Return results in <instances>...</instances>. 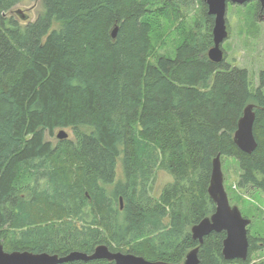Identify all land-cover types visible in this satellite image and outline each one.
<instances>
[{
  "label": "trees",
  "instance_id": "obj_1",
  "mask_svg": "<svg viewBox=\"0 0 264 264\" xmlns=\"http://www.w3.org/2000/svg\"><path fill=\"white\" fill-rule=\"evenodd\" d=\"M40 1L43 14L22 25L13 16L22 0H0L5 251L66 256L105 244L184 264L199 246L193 226L216 210L208 189L217 156L239 163L240 188L264 193V72L255 88L247 70L209 59L214 17L204 0ZM194 11L176 56L155 55L162 23L180 32ZM250 104L258 148L247 154L234 135ZM65 128L74 139H46ZM157 167L174 178L160 201L147 189ZM225 238H205L200 264H264L253 261L264 239L249 234L244 262L225 260Z\"/></svg>",
  "mask_w": 264,
  "mask_h": 264
},
{
  "label": "water",
  "instance_id": "obj_2",
  "mask_svg": "<svg viewBox=\"0 0 264 264\" xmlns=\"http://www.w3.org/2000/svg\"><path fill=\"white\" fill-rule=\"evenodd\" d=\"M258 2L264 11V0H204L207 5L208 14L214 17L213 42L210 49L209 59L220 64L226 61L223 50L224 43L228 40L230 33L227 25V12L230 5L245 6L251 2ZM19 17L27 21L29 15L23 10H17ZM118 29L113 32V37L117 35ZM255 105H248L243 113V117L238 123V129L234 135L236 146L244 153L252 154L258 148L255 136L256 112ZM57 138L67 140L69 135L64 131H59ZM209 196L216 206L214 214L203 219L192 228V237L199 243V246L191 250L184 261V264H200L199 252L204 240L210 234L226 233L223 243V256L227 261L241 260L247 261L250 251L249 227L251 220L245 218L237 206H232L224 185V174L222 170L221 156H217L213 161ZM96 260H106L116 264H164L153 262L142 256L131 253L114 252L108 245H99L92 254L74 251L66 256L49 253H33L30 251H5L3 243L0 241V264H64L76 261L90 262Z\"/></svg>",
  "mask_w": 264,
  "mask_h": 264
},
{
  "label": "rangeland",
  "instance_id": "obj_3",
  "mask_svg": "<svg viewBox=\"0 0 264 264\" xmlns=\"http://www.w3.org/2000/svg\"><path fill=\"white\" fill-rule=\"evenodd\" d=\"M17 10H23L28 14L29 20H22L16 13ZM43 12L44 8L40 0H22L14 9L13 16L22 25H28L35 22ZM196 12H191L189 16L181 19L180 32L174 29L170 32L165 31V27L167 25L170 27V23H162V33L158 37H153L155 55L158 53L171 58L176 56L177 48L183 41L184 35L182 34L195 27ZM227 25L230 36L223 45L226 62L234 67L247 70L254 87L258 88L261 73L264 72V11L258 12L255 1L245 6L230 5L227 12ZM61 130L69 135L68 139H74L73 131L69 128L58 129L52 135L47 132L46 139L57 144V135ZM222 170L225 189L231 205L237 206L242 215L251 220L250 236L264 239V193L251 187L245 189L239 187L241 170L236 160L222 159ZM173 182L174 178L169 173L157 167L148 183L149 195L154 201H160L164 189ZM169 222V218L165 219V224ZM261 260H264V249L253 256V261Z\"/></svg>",
  "mask_w": 264,
  "mask_h": 264
},
{
  "label": "flooded vegetation",
  "instance_id": "obj_4",
  "mask_svg": "<svg viewBox=\"0 0 264 264\" xmlns=\"http://www.w3.org/2000/svg\"><path fill=\"white\" fill-rule=\"evenodd\" d=\"M256 2V1H255ZM257 4H259L258 2H256ZM260 6V5H259ZM260 12H262V8H261V6H260ZM225 56H226V54H225Z\"/></svg>",
  "mask_w": 264,
  "mask_h": 264
}]
</instances>
